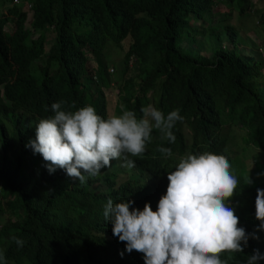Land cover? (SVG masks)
<instances>
[{
  "label": "trees",
  "instance_id": "obj_1",
  "mask_svg": "<svg viewBox=\"0 0 264 264\" xmlns=\"http://www.w3.org/2000/svg\"><path fill=\"white\" fill-rule=\"evenodd\" d=\"M25 3L32 36L21 28ZM220 3L229 8L217 9ZM0 5V251L7 264H144L142 253H128L113 236L103 206L109 198L132 200V208L150 203L155 211L166 193L164 177L185 151L226 156L239 180L229 206L250 238L243 252L228 255L227 264H246L254 250L264 254V230L257 229L255 217L257 189H264V59L258 48L242 53L239 29L224 20L233 10H248L264 25V8L254 9L252 0H0ZM12 22L17 27L9 31L5 27ZM127 37L122 60L114 63L108 49L122 47ZM59 101L71 111L91 105L104 118L122 114L121 106L140 117V109L153 103L165 115L179 109L184 120L173 129L175 143L154 129L145 153L129 156L134 168L117 160L119 165L80 184L62 169L49 174L42 156L26 147L39 120L53 116L51 105ZM161 146L171 148L172 156L161 154ZM241 150L249 156L253 150L248 163L231 155ZM98 181L105 188L92 187Z\"/></svg>",
  "mask_w": 264,
  "mask_h": 264
},
{
  "label": "clouds",
  "instance_id": "obj_2",
  "mask_svg": "<svg viewBox=\"0 0 264 264\" xmlns=\"http://www.w3.org/2000/svg\"><path fill=\"white\" fill-rule=\"evenodd\" d=\"M64 104L59 101L51 105L54 115L39 120L35 139L26 147L42 156L49 174L62 169L80 184L119 165L117 160L123 162V167L134 168L135 161L129 156L141 157L145 153L154 129L162 140L175 143L173 129L184 120L179 109L165 115L151 104L140 109V117L121 106L122 114L107 118L98 115L91 105L71 111L65 110ZM157 150L166 157L173 154L168 147ZM238 154L231 155L238 158ZM231 169L224 155L185 151L166 173V193L155 211L150 203L141 210L131 207L132 200L114 203L109 198L103 206L104 219L112 225L113 236L125 243L128 253L143 254L144 264L230 263L228 255L243 252L250 238L229 206L239 185ZM98 183L105 188L104 181L92 187ZM255 209L260 221L257 229L264 230V189H257ZM12 240L19 248L25 245L16 236ZM123 255L121 252V258ZM260 260H264V254L254 250L246 264H258ZM0 264H7L2 251Z\"/></svg>",
  "mask_w": 264,
  "mask_h": 264
},
{
  "label": "rangeland",
  "instance_id": "obj_3",
  "mask_svg": "<svg viewBox=\"0 0 264 264\" xmlns=\"http://www.w3.org/2000/svg\"><path fill=\"white\" fill-rule=\"evenodd\" d=\"M18 1V0H17ZM263 0H252V2H256V6L254 7V9H258L259 11L262 10L264 8L263 5H258V2H262ZM28 4L25 3L23 8L25 9L24 11H26L27 15L26 17L23 19L22 22V30L27 31L29 36H32V33L34 32L33 29L31 28L30 25V17H31V11L30 9H28ZM259 6V7H258ZM1 7V5H0ZM229 8V6H227L224 3H220L219 6H217V9L220 10H227ZM1 10V9H0ZM225 17V21L226 22H231L233 23L235 26H237V28L239 29L240 33H241V40L239 43V47L242 51V53L244 54H250L253 53L257 48L259 50V46L261 45L260 43L262 42V40L264 39V25H262L259 21L258 15L254 12V11H248L243 13V14H239L237 12V10H233V14L230 17H227L226 15ZM218 15H214L211 19V22L213 24H216L218 22L217 20ZM194 23H196V20H194ZM17 26H14V23H9L6 25V29L9 31H13L14 29H16ZM53 33L49 32L48 33V37H52ZM130 41V38L127 37L122 41V47L120 46H111L108 49V56L109 58L114 62L119 64V62L122 60L123 57V53L126 49V47L128 46V43ZM208 43H204L203 45V52H209V45H207ZM89 62H91V64H94V61L92 60V57H90ZM130 63V62H129ZM131 64V63H130ZM108 70L112 71V65L108 66ZM260 79V75H257L255 77V80L258 81ZM151 94V90L148 92V95ZM117 103H119V100L117 99ZM151 105H153L155 107V105L153 103H149ZM148 104V105H149ZM235 131H240L241 127H233ZM224 132H228V126L226 125L225 128L223 129ZM233 142L236 143V139L235 137L231 138ZM238 158L243 160L245 163H248L250 160V157L248 156V154L246 153H242L239 152L238 154ZM6 215H3L1 218V222L4 220V217Z\"/></svg>",
  "mask_w": 264,
  "mask_h": 264
},
{
  "label": "built area",
  "instance_id": "obj_4",
  "mask_svg": "<svg viewBox=\"0 0 264 264\" xmlns=\"http://www.w3.org/2000/svg\"><path fill=\"white\" fill-rule=\"evenodd\" d=\"M14 2H16L17 0H13ZM259 51L261 52L262 54V57L264 59V43H262L260 46H259Z\"/></svg>",
  "mask_w": 264,
  "mask_h": 264
}]
</instances>
